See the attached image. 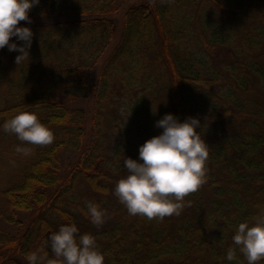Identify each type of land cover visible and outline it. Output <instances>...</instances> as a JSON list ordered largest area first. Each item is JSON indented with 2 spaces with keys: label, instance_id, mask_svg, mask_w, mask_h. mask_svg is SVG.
<instances>
[{
  "label": "trees",
  "instance_id": "trees-1",
  "mask_svg": "<svg viewBox=\"0 0 264 264\" xmlns=\"http://www.w3.org/2000/svg\"><path fill=\"white\" fill-rule=\"evenodd\" d=\"M128 1L40 0L20 22L34 32L30 61L0 50V264H29L42 246L53 256L49 238L68 222L95 237L104 264H247L238 247L235 260L226 253L264 207V0H145L103 63ZM88 100L91 131L76 107ZM18 109L35 112L53 143L4 132ZM166 113L207 118V181L179 216L130 215L115 185ZM67 151L78 160L65 168ZM89 201L107 211L102 226Z\"/></svg>",
  "mask_w": 264,
  "mask_h": 264
},
{
  "label": "clouds",
  "instance_id": "clouds-1",
  "mask_svg": "<svg viewBox=\"0 0 264 264\" xmlns=\"http://www.w3.org/2000/svg\"><path fill=\"white\" fill-rule=\"evenodd\" d=\"M39 3L40 0H0V50L7 46L9 51L18 52L17 65L30 61L34 37L32 28L21 26L20 22L30 24L29 13ZM205 122L193 116L181 121L175 114L166 113L156 121L162 132L139 146V159L126 157L127 175L118 180L114 194L130 215L163 220L181 214L185 197L207 181L209 144L198 131ZM2 128L15 134L25 145H49L55 139L52 129L28 110H16ZM15 150L24 156L31 154L27 146L18 145ZM86 214L97 227L106 222L107 211L94 202H87ZM49 239L53 256L42 246L26 255L29 264H104L105 257L95 237L91 233L80 234L73 222L62 224ZM232 242L226 253L228 261L236 259V247L247 264L264 261V207H260L251 222L237 225Z\"/></svg>",
  "mask_w": 264,
  "mask_h": 264
},
{
  "label": "rangeland",
  "instance_id": "rangeland-1",
  "mask_svg": "<svg viewBox=\"0 0 264 264\" xmlns=\"http://www.w3.org/2000/svg\"><path fill=\"white\" fill-rule=\"evenodd\" d=\"M145 0H129L123 7L122 10L120 11V13L116 16L113 17L115 23H116V32H115V36L114 39L109 47V49L107 50L106 54L104 55L102 62L104 63L108 58L111 57V55L113 54V52L115 51V49L117 48V46L120 43L121 37H122V33H123V28H124V19H125V14L127 12V10L135 5H139L142 2H144ZM43 22V21H42ZM53 22V20H47L44 21V23H51ZM76 107L79 108H83V110L86 112L87 114V128L88 131H91L92 129V125H91V121L93 118V112H94V102L93 100H88L86 102H80L77 104ZM78 160L77 155H75L74 153H72L71 151H67L64 152L62 154V162L64 167L66 168L67 166H69L70 164H73L75 161Z\"/></svg>",
  "mask_w": 264,
  "mask_h": 264
}]
</instances>
